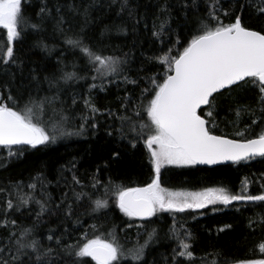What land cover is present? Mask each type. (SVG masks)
<instances>
[{
  "label": "snow or ice",
  "instance_id": "6c2138e0",
  "mask_svg": "<svg viewBox=\"0 0 264 264\" xmlns=\"http://www.w3.org/2000/svg\"><path fill=\"white\" fill-rule=\"evenodd\" d=\"M98 0L85 3H75V0L55 5L56 16L53 9L43 0L36 14L35 20L26 15V9L31 6V0H0V33H3L5 42L0 46V66L4 71L17 64L15 58V44L23 39L29 30L40 32L49 19H55L56 30L64 33L65 17L62 10L73 15H79L83 23L79 32L72 36H65V43L74 51H78L86 60L85 67L91 68L95 73L93 81L100 80V90L103 91V81L109 76L119 75L121 66L127 63L115 55H104L101 49H94L87 43L85 35L90 22V11L97 5ZM117 0H111L107 7L111 8ZM251 6V0H248ZM120 16L125 11L129 19L139 24L135 19L136 9L131 0H119ZM187 7V5H185ZM241 5V10L243 9ZM187 15V13H185ZM257 14L264 15V0L257 6ZM224 17L229 13L224 11ZM157 23L153 21L152 35L164 44L167 40V52L162 57H155L163 66L162 73L146 78V87L141 90L138 98L139 104L133 109L139 121L134 122L130 116H119L123 125L128 124L129 131L134 133V138L143 141L147 150L148 163L151 165L152 177L144 186H127L115 184L111 181L104 186V199L92 200L90 194L71 191L74 201L78 202L85 195L93 205L91 211L102 212L111 204L127 218L126 228L146 227L135 221H149L159 213H184L207 208L209 205H230L233 202H264V183L259 194L247 191V181L242 190L237 193L230 192L227 188H205L202 191H174L162 186V170L168 167H194L196 165H217L225 162L239 164L257 157L264 158V30H252L242 24L240 15H236L229 23L221 19V10L215 0L209 3L206 14L197 16L195 23L189 31V38L172 40L171 16L167 5L160 7ZM113 26L106 25L105 35ZM117 33L126 34L127 29L123 24L115 25ZM172 45H175L173 54ZM37 47L48 51V46L43 41L37 42ZM163 50V49H162ZM127 54H125L126 56ZM33 79L39 84L35 75ZM87 79L78 76L75 72L61 70L59 77H44L52 95H41V89H36L35 95L28 93L15 96L10 91L7 97L0 93V149L7 150L9 157L22 153L24 146L36 149L39 146L56 143L58 139L73 135H83L89 127H96V114L100 111L91 99V90L97 88L96 83L89 86V95L81 97L85 113L79 116L80 124L76 131L68 130L71 119L65 114V101L60 99L61 83L67 85L71 81ZM127 81V77H125ZM136 83V81H131ZM236 88L251 91L256 97V106L250 104L236 105L229 108L234 112L236 119L232 121L238 130L234 133L236 138L216 134L218 128L217 115L222 106L220 100L225 91L231 94ZM76 96L72 97L73 107L77 104ZM131 103L130 98H125L122 107L127 109ZM110 115H114L109 111ZM251 121L239 129L243 117ZM146 117V118H145ZM257 127L259 130L257 131ZM131 142V141H130ZM135 147V144L132 145ZM15 147V150H13ZM74 162L72 167H74ZM69 171L72 169L69 168ZM43 186V179L38 181ZM72 184L81 189L85 187L73 173ZM29 188L35 189L36 184L31 183ZM92 187L99 191L102 185L93 178ZM18 203L13 204L9 199L5 202V217L9 210L21 205H27L29 198L17 196ZM68 193L64 194L61 204L56 205L66 217L74 214L73 203L67 202ZM39 205L36 213L39 220L48 208L46 203L35 201ZM264 206V205H262ZM255 221H250L254 223ZM264 224V217L259 221ZM81 224L79 219L76 221ZM12 229L0 244V264H90V258L95 264H124L130 260L134 264H145V249L153 239L155 230L148 233L144 244L133 248H126L120 243L115 230L106 229L104 224H92L89 230L82 226L74 228L73 232H81L75 237L67 229L59 235L54 229L46 239L50 243L47 247L33 236L34 229L25 228L21 236L14 230L16 221H11ZM0 227L9 228L5 218ZM119 226L113 225V229ZM102 229L104 230L102 232ZM140 235V233H137ZM27 241V242H25ZM13 248L15 252L13 253ZM177 257L192 259L190 245L178 239ZM7 250V256L5 252ZM258 251L264 256V243L259 244ZM235 264H264V258L245 259L235 261Z\"/></svg>",
  "mask_w": 264,
  "mask_h": 264
},
{
  "label": "trees",
  "instance_id": "16d2710c",
  "mask_svg": "<svg viewBox=\"0 0 264 264\" xmlns=\"http://www.w3.org/2000/svg\"><path fill=\"white\" fill-rule=\"evenodd\" d=\"M42 2L43 0H31L26 15L35 20ZM67 2L71 0H47L48 6L53 9V17L56 16L55 5ZM84 2L88 3L90 0ZM110 2L111 0H98L97 5L90 11V22L85 33L86 42L94 49H101L104 55H115L127 60V63L121 66L119 75L109 76L103 81V91L99 87L101 81L91 79L95 73L91 71L90 66L85 67L86 60L65 43V36L79 32L83 23L81 16L66 10H62L65 17L64 33L56 30L55 19L47 20L43 30H29L23 39L15 44V58L19 67L12 65L4 71V66H0V93L5 97L10 91L15 96L23 95L27 98L29 92L35 95L38 87L41 89V95H52L56 90L49 92L44 77H59L61 70L86 76L87 79L60 85L63 89L60 99L65 101V114L71 118L68 123L69 131H76L80 124L79 116L85 113L81 97L89 95V86L92 83L98 86L91 90V99L100 110L96 114V127H89L83 135L64 137L56 143L36 149L24 146L22 153L11 157L8 156L7 150L0 149V224L5 218L9 222L8 229L0 227V244L8 232L13 230V220L16 221L17 227L14 230L17 236H21L25 228L34 229L31 238L40 240L45 247L50 243L46 239L50 229H54L57 235L67 229L73 235V241L70 242H74L75 237L82 235L81 232H73L74 228L82 226L84 230H89L91 235L90 225L104 224L106 229L117 232L120 243L126 248L144 244L148 239L147 234L155 230L153 239L145 249V264H235L238 260L264 258L258 251L259 244L264 243V224L259 222L264 217V202L257 206L256 216L259 221L255 219L251 225L247 219L253 215L249 208L239 212L218 213L215 205H209L197 211L159 213L149 221H135L134 223L146 226L139 229L126 228L124 225L127 218L111 202L108 209L99 213L91 211L93 205L89 195L73 203L72 188H75L76 192L90 194L91 199L95 200L105 198L104 186H107L109 181L133 187L144 186L150 182L151 165L148 163L143 141L137 142L126 122L122 135V122L117 117L130 116L134 122H142L134 115L133 109L139 104L138 98L141 90L146 87V78L164 70L154 58L166 54L167 40L162 44L152 35L153 21L159 23L156 18L160 14V7L165 4L168 7L173 33L171 39L175 40L177 36L185 39L189 38L195 18L206 14L211 0H131L136 9L135 19L140 20L139 24L129 19L126 11L117 16L119 0L111 8L107 7ZM75 3L79 4L81 0H75ZM215 3L221 10V19L225 23L240 15L244 26L252 30H264V15L257 14L260 0H251V6L248 0H215ZM241 5L244 6L242 10ZM224 11L229 13V17L222 15ZM120 24L126 27V34L117 33L115 25ZM106 25L113 26L112 30L102 36ZM38 41L47 44L49 50L37 47ZM4 42V35L0 33V46ZM172 48L174 54L175 45H172ZM34 75L38 77L39 84L33 79ZM73 96H76L78 101L74 107ZM125 98L131 100L127 109L122 107ZM220 100L222 106L216 118L218 128L214 131L216 134L239 139L234 136L238 129L232 124L236 119L235 113L229 112V108L246 104L255 107L256 97L251 91L236 88L231 94L225 91ZM109 111L114 115H110ZM250 122L247 116L243 117L239 129L242 130L245 123ZM69 168L72 170L69 171ZM73 173L85 185L84 188L72 184ZM262 173V157L247 162L241 161L239 164H220L213 167H168L162 170V186L174 191H202L205 188L224 187L238 194L244 187L246 178H255ZM94 177L102 185L99 191L92 187ZM39 179H43V186L38 182ZM31 183L36 184L34 190L28 187ZM65 193H68L67 202L73 203L74 214L70 218L66 217L63 206L61 209L55 207L61 204ZM18 195L29 198V203L21 205L18 210H9L5 217V202L11 199L16 205ZM36 200L45 202L48 208L39 220L36 216L39 211ZM78 219L80 225L76 223ZM113 225L119 227L113 229ZM178 239L190 245L193 254L191 260L186 257L174 259V249L177 252L182 250L178 248ZM12 251L14 253L15 249ZM5 255L7 256V250ZM86 259L90 264H95L90 258ZM24 261L28 264L27 257ZM124 264L134 262L125 260Z\"/></svg>",
  "mask_w": 264,
  "mask_h": 264
},
{
  "label": "rangeland",
  "instance_id": "374dc122",
  "mask_svg": "<svg viewBox=\"0 0 264 264\" xmlns=\"http://www.w3.org/2000/svg\"><path fill=\"white\" fill-rule=\"evenodd\" d=\"M247 181V191L251 194H259L262 189H261V184L264 183V173H262L261 175L256 176L255 178H251L248 179L246 178ZM256 187V188H254ZM260 204V202H244V201H240V202H233L230 205H222V204H217L215 205V209L218 208V213H224V212H239L240 210H244L246 208H249L252 211V214L250 217L251 218H247L248 219V224L251 225L253 223L250 224V221H254L255 219H259L258 216H256L257 213V206ZM259 221V220H258ZM224 228V226H221ZM220 227V228H221ZM263 235H264V229H263Z\"/></svg>",
  "mask_w": 264,
  "mask_h": 264
},
{
  "label": "water",
  "instance_id": "95a60500",
  "mask_svg": "<svg viewBox=\"0 0 264 264\" xmlns=\"http://www.w3.org/2000/svg\"><path fill=\"white\" fill-rule=\"evenodd\" d=\"M221 164H233L232 162H225V163H221ZM217 165H220V164H217ZM198 166H204V167H213V166H216V165H198Z\"/></svg>",
  "mask_w": 264,
  "mask_h": 264
}]
</instances>
